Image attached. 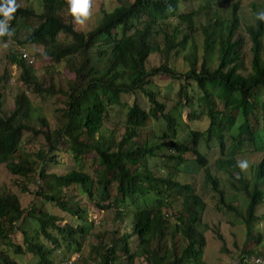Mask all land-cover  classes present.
Instances as JSON below:
<instances>
[{"label": "trees", "instance_id": "16d2710c", "mask_svg": "<svg viewBox=\"0 0 264 264\" xmlns=\"http://www.w3.org/2000/svg\"><path fill=\"white\" fill-rule=\"evenodd\" d=\"M22 1L11 38L32 29L19 45L42 49L41 65L6 56L22 92L4 111L9 76L0 75V167L27 182L20 190L33 201L27 210L0 190V264H55L58 253L65 264L75 255L82 264H208L200 176L215 210L239 216L213 169L245 197L236 262L251 264L264 248V23L255 18L264 0L248 3L244 34V0L227 10L230 0H116L89 32L77 30L67 0ZM44 70L73 79L63 85ZM247 156L257 162L241 171ZM90 209L109 214L111 228L95 233Z\"/></svg>", "mask_w": 264, "mask_h": 264}, {"label": "rangeland", "instance_id": "374dc122", "mask_svg": "<svg viewBox=\"0 0 264 264\" xmlns=\"http://www.w3.org/2000/svg\"><path fill=\"white\" fill-rule=\"evenodd\" d=\"M133 1V0H131ZM258 1V0H244L243 1V28L241 33L244 34L248 25L253 24L252 15L249 8V2ZM234 1L230 0L227 3H223V9H229L230 5ZM21 6H26L28 4L27 0H23ZM260 0L258 4H261ZM36 4V1H35ZM90 16L84 21L83 24L78 23L77 30H81L84 32H89L97 27L100 20L102 19V10L112 11L119 4L116 0H90ZM31 30H26L18 37L19 41H16L13 38H10L8 42L4 43L2 39H0V75H4L7 71L9 76V86L8 90L3 93V98L1 100V105L4 111H10L14 107L15 98L22 92L21 85L19 83L20 71L17 67L10 66L6 61V56L8 53L13 50L15 53H18L22 56L23 60H26L28 64L31 62L35 63V65H41V62L35 59V55L39 52H42L40 48L34 47H26L19 45V42H22L30 33ZM63 42H65L64 38H61ZM26 56V57H24ZM43 62H48L47 59H43ZM155 62V59H153ZM215 63V59L211 60V64ZM45 73L46 77H53L56 82H62V84H66L70 80L73 79V76L67 71L62 72L60 75L52 72L51 70H44L40 73L43 75ZM162 86H166L167 79H162ZM166 96L172 94L171 91H165ZM29 98L31 96L29 95ZM44 114L46 117L54 123L55 117V107L52 104H47L43 107ZM188 114L186 111L185 115ZM111 127H113L111 125ZM241 160H247L249 164L256 163V156H247L241 158ZM213 175L219 181L221 190L226 194V201L228 204H231L238 211L239 216H235L234 214H230L228 212H217L214 208L215 200L212 197L209 190H205L203 185V177L200 176L199 179V190L202 194L204 200L208 204V208L205 212L203 224L204 226L201 228V231L205 233V237L207 238L208 247L206 249V258L208 264H236L240 251L243 249L244 244L247 241V233L246 227L243 225V218L240 215L245 214L246 202L245 197L241 194H236L231 191L230 185L227 183L222 174L218 173L216 169L212 170ZM26 183L25 181L13 177L9 174V172L4 167H0V190L1 191H9L15 193L21 200L23 207L25 209H29L33 198L30 194L21 193L20 186ZM29 185V189L31 192L34 190L33 185ZM48 209V207H47ZM259 214L264 215V207L259 211ZM89 219L94 222V231L95 233H103L104 231L111 228V216L109 214H105L103 212H97L93 209L89 210ZM65 221L62 226H65ZM263 235H264V224L261 225ZM222 238V241L221 239ZM88 248V245L85 246V249ZM254 254H258L260 257H264V248L258 247L254 248ZM78 257L75 255L71 258L70 262L67 264H82L81 261L77 260ZM77 260V261H76ZM63 255L60 253L57 254L55 264H65L63 263ZM21 264H27L26 260L22 259ZM136 264H146L143 261H137Z\"/></svg>", "mask_w": 264, "mask_h": 264}, {"label": "clouds", "instance_id": "9594fccd", "mask_svg": "<svg viewBox=\"0 0 264 264\" xmlns=\"http://www.w3.org/2000/svg\"><path fill=\"white\" fill-rule=\"evenodd\" d=\"M69 11L75 18L77 23L83 24L90 16V0H67ZM16 0H0V37H9L13 35V30L10 28L9 21L13 19V14L17 11ZM255 18L264 23V8H260L255 13ZM241 171L249 168L247 160H239L236 164ZM259 264V261H257Z\"/></svg>", "mask_w": 264, "mask_h": 264}, {"label": "built area", "instance_id": "2783aa9c", "mask_svg": "<svg viewBox=\"0 0 264 264\" xmlns=\"http://www.w3.org/2000/svg\"><path fill=\"white\" fill-rule=\"evenodd\" d=\"M24 57H26V56H24ZM257 261H259V264H264V257H260V256L252 257L251 259L246 260L245 262L246 263L250 262L251 264H257Z\"/></svg>", "mask_w": 264, "mask_h": 264}]
</instances>
